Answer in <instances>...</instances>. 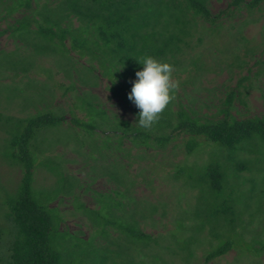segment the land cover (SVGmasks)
<instances>
[{
    "label": "rangeland",
    "instance_id": "rangeland-1",
    "mask_svg": "<svg viewBox=\"0 0 264 264\" xmlns=\"http://www.w3.org/2000/svg\"><path fill=\"white\" fill-rule=\"evenodd\" d=\"M231 1L209 0V7L216 14L227 9ZM13 2L0 0V52L11 53L20 49L25 56L29 54L28 47L20 38L11 35V28L24 16L31 18L35 3L31 1L30 7L23 6L9 12ZM35 18L39 20V17ZM70 21L71 27L79 24L74 17ZM30 25L34 27L35 24L31 21ZM223 25L212 34L198 25L192 36L186 37L188 43H181L183 53L178 55L181 65L174 67L173 73V78L179 81V88L170 108L182 103L201 115L213 117L218 114L227 92L233 89L237 97L231 113L236 119L264 118V0H259L249 10L235 11ZM71 55L75 68L84 72L83 81L75 72L70 77L65 76L58 68L54 54L37 55L33 59L29 75L33 80L27 97L36 103L35 106L23 107L21 99L14 96L16 92L11 88L15 84L23 87L24 83L20 81L26 80L24 73L17 70L19 76L14 77L13 71L1 70H7V74L0 76V226L6 229L0 239V264H5L7 232L12 227L5 218L6 200L17 190L22 169L6 158L8 132L4 117L24 116L43 107L44 104L37 100L38 94L34 95L41 91L40 84L43 83L49 87V91L42 92L46 106L64 111L65 118L58 126H47L38 136L39 139L46 138L43 143H37L45 148L37 152L32 187L37 190L34 191L37 196L50 194L47 205L55 208L61 218L58 230L90 241V246L108 245L116 249L109 241H121L122 233L107 226L108 236L104 237L96 231L98 226L91 223L85 211L97 209L99 197L117 189V183L105 171L106 165L116 160L121 163L117 175L122 181L126 180L122 165L128 163L124 166L128 169L127 180L131 184L125 192L132 199L129 206H124V186L118 187L120 190L115 193V199L121 206L118 204L115 208L128 210L126 214L122 213L124 224L128 215L138 218L148 209V214L139 218L140 227L158 243L151 242L147 252L159 254L166 264H264V141L250 138L235 150L228 151L201 136L197 147L186 152L183 145L186 135L173 133L175 137L163 146L153 138L147 145L132 143L126 137L117 146V134L106 125L87 132L74 126L70 116L73 112L89 119L81 104L86 100L103 108L112 120L117 118L138 124L137 107L129 100L130 91L125 88V79L120 75L123 66L106 60L103 69L99 59L105 56L92 57L88 53L82 56L78 49L72 50ZM194 59H200L201 67L194 66ZM91 66L94 71H89ZM40 68L48 69L51 78L48 79ZM104 70L112 76H106ZM71 83L73 89L65 92ZM46 157L55 167L43 161ZM212 161L219 162L223 171L219 194L210 193L206 180H196L204 175L206 165ZM112 168L117 169V166ZM58 169L65 177L58 173ZM151 206H154V212L150 211ZM200 210L204 213H199ZM179 222L182 225L178 226ZM197 224V228L194 227ZM59 236L57 234V238ZM188 236L193 242L191 252L179 249L180 242ZM71 241L77 242L71 235L58 239L64 249L67 244L71 245ZM126 241V238L122 240L120 255L115 262L117 258L119 260L113 264L151 262L152 256H143L145 249L140 247L135 236ZM225 241L231 242L230 249L207 261L206 255ZM76 251L73 259L78 262L80 250Z\"/></svg>",
    "mask_w": 264,
    "mask_h": 264
},
{
    "label": "trees",
    "instance_id": "trees-1",
    "mask_svg": "<svg viewBox=\"0 0 264 264\" xmlns=\"http://www.w3.org/2000/svg\"><path fill=\"white\" fill-rule=\"evenodd\" d=\"M31 1L35 3L31 18L24 16L11 28V35L20 38L26 44L29 54L23 56L20 49L11 53L0 52V76L7 74V70L13 71L14 77L19 76L17 70L24 73L26 80L20 81L24 83L23 87L17 84L13 87L9 85L16 92L14 96L21 99L23 107L36 104L34 101H29L27 96L30 95L28 88L33 80L29 76L30 68L37 55L54 54L55 62L65 76L70 77L71 73L75 72L78 74L77 78L82 81L85 79L83 71L75 68L71 51L78 49L79 55L82 56L83 53H88L92 57L103 55L105 58L99 59L103 69L106 60L110 64L118 63L123 66L120 75L125 79V88L131 92L137 79V71L144 67L138 59L150 55L162 62L170 63L173 67L180 66L181 60L178 55L183 53L182 44L188 43L186 37L192 36L196 26L198 29V25H202L204 30L212 34L223 28L225 19L231 18L235 11L249 10L259 2V0H232L227 9L213 14L209 0H42V2L14 0L9 12L20 10L23 6L30 7ZM35 17H39L40 21ZM71 17L77 19L78 26L71 27ZM31 21L34 22V27L30 25ZM9 54H13L12 57ZM193 64L197 68L202 65L200 59H194ZM3 68L7 70L2 72ZM40 70L45 72L48 79L51 78L48 69L40 68ZM89 71H94V66H91ZM104 73L109 78L112 76L108 70H104ZM240 80L241 78L238 80L239 83ZM72 85L71 83L65 92L73 89ZM4 87L7 85L4 84ZM40 89L41 91L34 95L36 97L38 94L36 99L44 104L43 107L36 108L34 112L24 116L4 117L5 129L8 132L4 151L6 158L22 168L18 188L6 200L5 218L12 227L8 228L7 232L5 264H83L84 262L113 264L119 260L117 258L115 262V258L120 255L122 240L126 238V242L131 241L133 236L136 241H140V247L145 249L142 252L143 256H152L150 263L141 261L140 264H166L159 254L147 252L151 242L158 243L157 239L153 240L152 235L145 233L140 227L139 218L142 216L144 218L148 214V209L146 208V213L141 212L138 218L128 215L129 219H126L124 224L121 219L122 213L126 214L128 210L124 208L122 211L118 208V211L115 208V205L121 206V203L115 199V193L120 190L118 187L124 186V206H129L132 199L125 192L128 184H131V181L127 180L128 169L124 166L128 163H122L126 174L124 181L117 175L120 172L119 161L112 160L106 167L104 166L105 171L114 179L118 187L111 193L99 197L97 209H85L91 223L98 226L96 231L99 234L108 236L105 229L107 226H112L122 233L121 241L118 239L109 241L110 245L116 246V249L108 245L100 248L90 246V241L58 230L61 218L55 208L47 205L50 194L37 196L32 181L37 152L45 148L37 143H43L46 138L42 136L39 139L38 136L47 126H58L65 118V114L64 111H55L46 106L42 92L49 91V87H46L45 83L40 84ZM236 97V90H229L219 107L218 114L213 117L201 115L182 103H177L176 108H170L171 101L159 121L147 130L127 120L117 118L112 120L107 117L103 108L86 100H82L81 104L88 113L89 119L85 120L72 112L70 121L74 126L81 127L87 132L106 125L117 134V146L125 137L132 143L147 145L153 138L163 146L175 137L173 133H183L186 135L183 142L186 152H191L197 147L200 142L198 137L201 136L207 141L224 146L228 151H233L241 142L250 138L257 137L264 141V118L236 119L231 113ZM139 112L140 109L137 108V120ZM43 161L47 164L51 163L47 157ZM53 165L51 163V167H55ZM112 166H117V169L113 170ZM57 171L62 174L59 169ZM203 174L196 180H206L210 193L219 194L223 183L220 163L212 161L207 164ZM74 185L75 183L72 187ZM150 209L151 212L155 210L154 206ZM198 212L204 213L201 210ZM178 224V226L182 225L180 222ZM197 226L198 224L194 225L196 228ZM4 230L6 229L0 226V239L3 238ZM57 234H60L58 238ZM67 235L73 236L77 242L71 241V245L67 244V248L64 249L58 239H66ZM180 243L179 249L192 251L190 248L193 243L192 237L188 236ZM230 244V241L223 242L206 255V260L225 254L230 249ZM76 250H80L78 262L73 259L75 252H78Z\"/></svg>",
    "mask_w": 264,
    "mask_h": 264
},
{
    "label": "clouds",
    "instance_id": "clouds-1",
    "mask_svg": "<svg viewBox=\"0 0 264 264\" xmlns=\"http://www.w3.org/2000/svg\"><path fill=\"white\" fill-rule=\"evenodd\" d=\"M138 60L144 67L137 71V79L128 98L140 109L138 125L147 130L159 121L170 102L175 99L179 81L173 78L174 67L170 63L150 55Z\"/></svg>",
    "mask_w": 264,
    "mask_h": 264
}]
</instances>
